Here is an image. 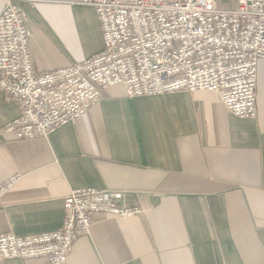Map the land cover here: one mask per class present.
<instances>
[{"label":"crops","instance_id":"crops-1","mask_svg":"<svg viewBox=\"0 0 264 264\" xmlns=\"http://www.w3.org/2000/svg\"><path fill=\"white\" fill-rule=\"evenodd\" d=\"M20 0L36 72L84 61L104 48L90 7ZM225 11L238 0H214ZM0 0V13L5 8ZM257 117L230 114L210 91L130 98L122 85L47 139L4 129L21 115L0 91V229L19 237L62 228L73 190L127 192L142 213L96 216L68 264H264V61ZM0 264H49L46 259Z\"/></svg>","mask_w":264,"mask_h":264},{"label":"built area","instance_id":"built-area-1","mask_svg":"<svg viewBox=\"0 0 264 264\" xmlns=\"http://www.w3.org/2000/svg\"><path fill=\"white\" fill-rule=\"evenodd\" d=\"M19 1L5 0L0 13V91L21 111L3 132L17 141L47 139L117 85L130 98L210 91L233 116L257 117L264 0H238L232 11L219 9L214 0H72L95 11L104 48L46 73L34 69L28 17ZM14 183L0 186V206ZM64 206V223L57 231L19 237L0 229V259L68 264L96 216L142 213L129 193L94 188L71 191Z\"/></svg>","mask_w":264,"mask_h":264}]
</instances>
